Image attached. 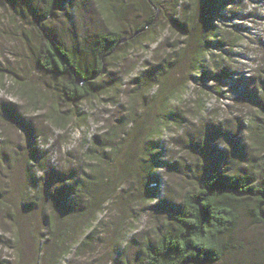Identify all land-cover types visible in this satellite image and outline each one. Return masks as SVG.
<instances>
[{
	"label": "rangeland",
	"instance_id": "1",
	"mask_svg": "<svg viewBox=\"0 0 264 264\" xmlns=\"http://www.w3.org/2000/svg\"><path fill=\"white\" fill-rule=\"evenodd\" d=\"M110 1L113 18H107L98 0H58V8L48 16L44 15L46 0H0V193L9 204L19 203L26 185L31 145L40 150L37 157L48 164V169H63L69 174L83 163V150L95 132L122 129L119 119L138 106L134 77L149 63L171 62L175 56L171 79L184 83L182 92L169 103L170 117L166 115L169 120L162 131L154 135L147 131L140 143L132 134L124 139V148L131 144L143 146L136 155H142L139 164L153 167L157 195L151 197L148 193L153 187L150 181L139 184L134 176L113 196L106 186L104 210L96 215L88 212L84 235L70 234L61 246L58 239L64 219L56 216L54 225L48 220L40 232L44 234L39 247L45 257L42 264L140 261L143 248L156 242L183 194L215 169L253 174L264 185V94L260 87L262 75L255 72L257 60L264 58L260 44L264 39V0H233L223 11L227 16L235 12L231 19L213 14L225 42L243 41L226 46L222 52L210 47L214 55L206 52L201 65L209 76L218 74L219 64L240 70L243 83L235 87L231 77L222 85L199 74L188 80V54L195 42L190 40L188 52L181 53L189 39L170 24L169 18L176 11L167 3L162 1L164 8L155 15L158 25L144 36L135 32L136 26L152 13L143 0ZM177 10L182 13L180 7ZM37 24L63 47L78 53L87 69L94 64L101 34L116 29L123 37H135L132 44L120 45L113 56L104 60L101 78L92 85L95 96L73 103L67 102L55 87L62 83L38 64L42 37ZM153 34L156 39H151ZM239 35L243 39H238ZM249 74H253V83L245 78ZM110 86L113 90L109 92ZM243 86L248 90L242 92ZM154 90L152 87L145 95L147 100ZM52 105L58 111L56 122L49 119L55 114ZM140 111L143 114V108ZM157 111L156 106L147 107L144 118L153 123ZM129 128L127 124L125 130ZM13 209L8 217L0 204V260L37 264L39 241L34 229L42 226L40 216L38 221L18 207ZM233 236L235 246L218 264H264V224L244 219ZM82 238L85 240L77 247L76 240Z\"/></svg>",
	"mask_w": 264,
	"mask_h": 264
},
{
	"label": "trees",
	"instance_id": "2",
	"mask_svg": "<svg viewBox=\"0 0 264 264\" xmlns=\"http://www.w3.org/2000/svg\"><path fill=\"white\" fill-rule=\"evenodd\" d=\"M98 1L101 2L102 10L107 14V18H113L115 14L110 4L111 1ZM162 1L176 11L169 18L170 24L177 26L189 39L182 46L181 53L188 52L191 47L190 40L195 42L194 49L188 54L187 71L191 76L188 80L199 74L207 80L216 82L217 85H222L226 78L231 77L232 87L238 86L244 78L240 70H232L231 66L219 64L220 69L218 68L217 75L220 76H209L208 70L201 65L206 52L209 51V56L214 55L210 47L214 46L222 52L225 51L226 46L233 47L243 41L237 40L236 44L225 42L219 26L213 20L215 13H219L224 19L236 16L235 12L228 16L223 13L227 10L229 3L233 4V0H143L152 13L136 26V33L144 34V36L151 34L148 30L158 25L155 15L164 8ZM58 6V0H46L44 15L48 16ZM178 7L182 10L180 14ZM38 28L42 37L38 47V64L54 76L57 82L62 83L55 87L62 92L67 102L73 103L95 96L96 88L92 85L101 78L104 60L113 56L120 45L132 44V39L135 37L134 34L130 38L123 37L116 29L101 34L97 39V55L94 64L87 69L78 53L63 47L43 27L38 25ZM155 36L153 34L151 39H156ZM243 37L239 35L238 39H243ZM260 44L264 47V39ZM261 60H257L255 72L262 75L260 87L264 94V58ZM165 61L149 63L134 77L136 80V86H134L136 89L133 88L134 98L137 99L135 102L140 107L131 109L130 116L122 115L119 119L123 123L120 125L122 126V129H119L120 132L114 127L102 133L95 132L83 150V163L71 170V173L66 174L63 169L55 171L52 170L53 167L48 169V164L37 157L40 150L35 145H31L32 153H29V158L26 160V185L20 195L19 203L11 204L10 202L9 204V200L6 201V197L0 193V204L3 203V209H6L8 217L12 214L11 210L15 211L13 209L15 207L27 212L31 218L34 217L38 221L40 216L42 226L37 230L34 229L39 241L35 263L42 264V259L45 258L39 247L44 235L40 232L48 225L47 221H51L54 225L56 216L63 217L65 225L59 234L60 246L62 243L65 244L70 234L81 235L83 233L84 235L83 222L88 212L96 215L105 208L104 203L108 196L103 188L106 186L108 193L110 190L109 194L113 196L122 188V184L134 176L139 184H148L150 181L153 187L149 188L148 193L151 197L157 195L154 187L157 178L152 176L153 167L151 168L149 163L139 164L138 158H142V155H136L139 154V149H143V146L137 147L134 144L135 147L131 144L124 148L123 145L127 135L132 134L134 139L140 143L145 140L144 134L147 131L151 130L150 133L154 135L162 131L168 123L169 119L166 115L170 117L169 103L182 92L184 83L179 82L178 79H171L172 65L176 63V57L174 56L171 62ZM247 77L245 78L253 83V74ZM152 87H155V90L151 94V99L147 100L145 95ZM107 89L109 92L113 90L111 86ZM241 90L244 92L248 88L243 86ZM152 106L158 109L156 113L158 116L153 123L144 118L148 113L147 107L151 109ZM140 108H143V114ZM51 112L55 114L49 119L56 122L58 111L55 110L54 105H52ZM127 124H130L128 131L125 130ZM84 191L85 201L83 202L82 193ZM76 205L77 209H75ZM244 219L251 224H264V185L259 183L253 174L230 173L223 168L215 169L207 177L201 179L194 189L183 194L181 203L176 207L171 221L165 226L154 244L145 245L140 261L133 264H218L235 246L233 235ZM34 232L32 228V233ZM86 237L87 234L83 238ZM83 238L80 241L76 240L77 247L85 240ZM0 264H10V262L4 258L0 260Z\"/></svg>",
	"mask_w": 264,
	"mask_h": 264
},
{
	"label": "water",
	"instance_id": "3",
	"mask_svg": "<svg viewBox=\"0 0 264 264\" xmlns=\"http://www.w3.org/2000/svg\"><path fill=\"white\" fill-rule=\"evenodd\" d=\"M77 82H79V81H77Z\"/></svg>",
	"mask_w": 264,
	"mask_h": 264
}]
</instances>
